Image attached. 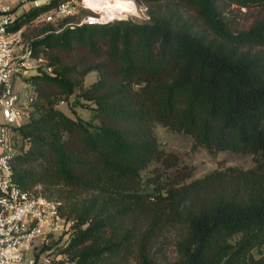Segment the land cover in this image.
<instances>
[{"label":"trees","instance_id":"1","mask_svg":"<svg viewBox=\"0 0 264 264\" xmlns=\"http://www.w3.org/2000/svg\"><path fill=\"white\" fill-rule=\"evenodd\" d=\"M140 1L147 21L71 28L63 18L31 41L46 63L24 77L34 101L15 127L13 178L41 184L75 220L66 244L52 236L42 250L56 245L73 264H264V0ZM159 125L253 164L195 177Z\"/></svg>","mask_w":264,"mask_h":264},{"label":"built area","instance_id":"2","mask_svg":"<svg viewBox=\"0 0 264 264\" xmlns=\"http://www.w3.org/2000/svg\"><path fill=\"white\" fill-rule=\"evenodd\" d=\"M52 1L0 0V264H42L35 254L36 248L56 235L63 236L66 244L75 224L73 218L63 214L62 202L50 198L41 184L25 190L13 178L12 160L17 151L15 127L27 121L30 103L34 101L30 91L24 97L21 95L15 78L20 72L36 73L45 66V59L34 54L31 43L24 42L22 29L11 32L9 28L28 12L27 7L37 9L49 6ZM132 1L135 11L114 8L113 0L97 7L88 6L85 0L81 3L63 0L52 12L37 17L54 22L58 17L70 18L78 15L81 8H88L90 12L79 21L67 22L65 26L108 25L138 13L140 7L136 0Z\"/></svg>","mask_w":264,"mask_h":264},{"label":"rangeland","instance_id":"3","mask_svg":"<svg viewBox=\"0 0 264 264\" xmlns=\"http://www.w3.org/2000/svg\"><path fill=\"white\" fill-rule=\"evenodd\" d=\"M77 1L81 3L82 0ZM136 2L139 5L140 10L138 13L130 14L129 18H132L138 22L149 20L148 7L140 0H136ZM29 10L30 7H27L26 11ZM89 12L90 10L88 8H81L80 13L78 15L70 17L67 22L75 23L81 19V16H83L82 13ZM62 19L63 18L59 17L56 18L54 23L57 25V28L59 27L58 21ZM45 23L47 22L36 17L35 22L33 24L25 26L22 29L24 42L31 43L32 40L39 38V31L45 25ZM37 56L44 57V55L42 54ZM44 59L46 63V58L44 57ZM34 73V71L20 72L15 78V86L23 97L30 91L28 83L24 81V77L32 75ZM97 76V73H91L86 79V84L88 85L93 82L97 78ZM72 101L73 99L71 100V102ZM59 107L72 117L81 116L83 118L88 119L91 116V111L88 108L82 106L72 107L71 103L68 102H61L59 104ZM156 130L159 139L161 140L164 148L167 151L178 153L183 163L193 165L195 167V177H201L205 175L206 173L217 168L220 163H225L226 165H240L245 167H249L253 164V159L251 155L235 154L231 152H219L213 154L203 148L193 149V139L190 136H187L182 133L169 131L167 128L161 125L157 126ZM58 238L59 236L56 235L53 239L57 240ZM63 241L60 242L59 245H61ZM44 246L45 245H41L37 247L35 251L36 256L37 253H39L38 258L39 260H41L42 264H73L64 255L57 254L58 248L56 247V245L49 250L43 251L42 249Z\"/></svg>","mask_w":264,"mask_h":264},{"label":"bare ground","instance_id":"4","mask_svg":"<svg viewBox=\"0 0 264 264\" xmlns=\"http://www.w3.org/2000/svg\"><path fill=\"white\" fill-rule=\"evenodd\" d=\"M113 7L118 8L119 10L124 11H135L137 8L135 7V2L132 0H113ZM86 4L91 7H97L100 4H107V0H85Z\"/></svg>","mask_w":264,"mask_h":264}]
</instances>
